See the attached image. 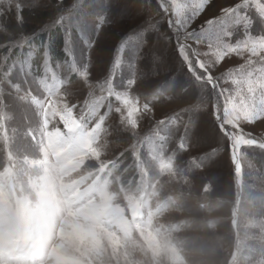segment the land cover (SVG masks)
I'll return each mask as SVG.
<instances>
[{
	"label": "rangeland",
	"instance_id": "374dc122",
	"mask_svg": "<svg viewBox=\"0 0 264 264\" xmlns=\"http://www.w3.org/2000/svg\"><path fill=\"white\" fill-rule=\"evenodd\" d=\"M60 2L37 0V6L28 7L33 0H21L25 5L22 25L11 14L0 17L4 25L0 76L16 62L10 79L21 85V95L29 89L42 95L38 78L44 75V50L36 61L38 49L32 54L31 48L38 35L59 26L63 41L58 53L67 58L52 63L48 52L49 64L61 78L74 82L68 99L78 105L75 120L63 118L62 107L43 115L4 84L0 264H264V150L242 146V170L234 175L228 141L215 128L210 106H196L200 90L190 87L191 74L176 51L169 14L160 7V0H107L111 20L99 34L89 32L94 41L91 51L75 26V13L55 23ZM76 2L62 0L65 9ZM79 2L89 13L105 0ZM237 2L212 0L188 30L199 31L222 7ZM52 13L54 20L45 25L33 23ZM262 28L254 18L252 34ZM133 30L138 38L125 47L114 83L127 78L128 64L134 60L137 86L132 93L141 103L151 90L166 86L162 100L147 101L154 105V112L143 115L135 131L124 130L114 111L103 125L82 115L79 108L89 89L68 71L69 61L75 60L78 67L88 63L90 81L98 86L110 71L116 47ZM66 32L71 35V56L64 51ZM232 32L227 39L234 43L242 37L243 27L235 26ZM189 43L208 51L206 44ZM14 51L17 58L11 56ZM247 55L225 57L214 66L213 75L223 77L239 69ZM21 61H27V77L17 75ZM221 86L235 90L230 80L221 79ZM95 94H100L98 87ZM109 102L116 105L109 98L101 111ZM170 117H176L177 123L169 126L168 140L149 138L156 122ZM242 127L246 133L264 137V122ZM186 130L189 148L180 151L178 138ZM18 216L23 224L13 229L12 221Z\"/></svg>",
	"mask_w": 264,
	"mask_h": 264
},
{
	"label": "snow or ice",
	"instance_id": "6c2138e0",
	"mask_svg": "<svg viewBox=\"0 0 264 264\" xmlns=\"http://www.w3.org/2000/svg\"><path fill=\"white\" fill-rule=\"evenodd\" d=\"M211 4L212 0H160V7L169 14V27L176 37V51L179 53L182 65L186 66L187 71L191 74L189 77L190 87L200 90L201 95L196 106H210L209 116L221 138L228 141L234 165V175L239 176L242 170L239 155L242 146L264 150V137L257 138L251 133H246L242 127L245 123L254 125L258 121L264 122V28L257 35H253L250 31L254 18L255 22L264 26V0H239L234 5L224 6L218 15L212 19H207L200 26L199 31L195 29L189 31L191 23ZM35 6H37V0H33V3L28 5V7ZM24 7L25 5L21 3V0H0V17L11 14L18 24L22 25ZM56 7L60 11V15L55 21L58 24L65 20L66 15L75 13V26L85 38L84 43L89 51L94 44V41L89 38V32L99 34L101 28L111 20L110 5L107 0L97 10L89 13L81 8L79 0L68 9L64 8L62 0ZM238 25L243 27L242 37L234 43L229 42L227 38L233 35L232 29ZM3 28L4 25L0 24V30ZM137 38L138 32L133 30L121 39L116 47L110 71L98 86L93 85L90 81L91 74L88 63H83L81 67H78L75 60L68 62L69 73H75L83 85L89 89L87 99L79 108L82 115L95 118L99 124L103 125L114 111L119 118V125L124 130L135 131L139 128L142 116L151 115L154 112V105L147 101L162 100L166 86L161 85L151 90L150 94L144 97L145 102L141 103V98L132 93V89L137 86L134 60L128 64L129 74L127 78L114 83L117 72L123 63L122 57L125 47L130 41ZM23 39L26 40L27 38ZM70 41L71 35L66 32L64 51L69 56L72 55V49L69 47ZM189 41L198 45L206 44L208 51L202 52L192 47ZM11 46L14 45H10L9 48ZM139 46L137 44L135 47L137 58ZM42 47L44 48V75L38 78V90H42V95H34L30 89L25 90L21 95V85L12 82L10 79L13 69L17 68V63L14 62L0 76V104L4 102L6 90L4 84L7 83L20 100H30L43 115H47L52 108L59 110L62 107L63 111L60 112V115L63 118L75 120L78 105L74 102L70 103L68 99L73 95L74 82L67 77L61 78L51 68L47 45L42 44ZM245 53L248 54L245 58V64L241 65L239 69L230 70L223 77L213 75L214 66L221 63L225 57L232 54L243 56ZM153 60H158V57L154 56ZM26 64L27 61L19 62L17 75L23 73L27 77L30 74ZM38 72L39 69H37ZM221 79L225 82L230 80L231 84L235 86L234 92L222 87ZM33 80L37 82L35 76ZM121 85L123 86L122 89ZM97 87L99 95L95 94ZM109 98H114L116 105L113 106L109 102L106 111H101L105 107L104 102ZM176 123V117L157 121L149 138L167 141L169 126ZM162 131L165 135H161ZM188 148L189 138L186 130L185 135L178 138L177 149L187 151Z\"/></svg>",
	"mask_w": 264,
	"mask_h": 264
},
{
	"label": "trees",
	"instance_id": "16d2710c",
	"mask_svg": "<svg viewBox=\"0 0 264 264\" xmlns=\"http://www.w3.org/2000/svg\"><path fill=\"white\" fill-rule=\"evenodd\" d=\"M55 15V14H54ZM53 13L45 18H41L39 20H35L33 23L37 24L39 26L45 25V23L50 19V20H54L55 17ZM61 28L59 26L53 25L52 28L47 29L46 31H44L43 33H41L40 35L37 36V38H35L34 40V47L31 48V51L33 52L32 54L35 53L34 48H37V59L36 61H38L39 57L42 54V50H44V48L42 47V44H46L47 45V49H49L50 51L49 54L51 55V61L52 63H55L56 61H58V59L63 58L62 60H65L67 57L63 56L61 53L62 51H60V53H58V50H60V47L62 45V41H63V32H61ZM18 34V33H17ZM56 54V55H55ZM21 55V54H20ZM53 55V56H52ZM13 58H17V54L16 51H14ZM19 57V56H18ZM23 57V55H21V58ZM11 58V59H13Z\"/></svg>",
	"mask_w": 264,
	"mask_h": 264
},
{
	"label": "clouds",
	"instance_id": "9594fccd",
	"mask_svg": "<svg viewBox=\"0 0 264 264\" xmlns=\"http://www.w3.org/2000/svg\"><path fill=\"white\" fill-rule=\"evenodd\" d=\"M23 224V217L22 216H18V217H15L12 221V228L13 229H17L19 228L21 225Z\"/></svg>",
	"mask_w": 264,
	"mask_h": 264
},
{
	"label": "bare ground",
	"instance_id": "6f19581e",
	"mask_svg": "<svg viewBox=\"0 0 264 264\" xmlns=\"http://www.w3.org/2000/svg\"><path fill=\"white\" fill-rule=\"evenodd\" d=\"M72 224V223H71ZM87 229V228H86ZM84 231V230H83ZM87 231H88V229H87Z\"/></svg>",
	"mask_w": 264,
	"mask_h": 264
}]
</instances>
